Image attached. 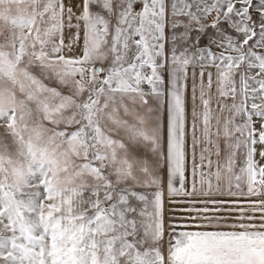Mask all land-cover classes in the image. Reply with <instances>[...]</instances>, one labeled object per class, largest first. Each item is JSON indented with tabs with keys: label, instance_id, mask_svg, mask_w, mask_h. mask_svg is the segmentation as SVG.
I'll list each match as a JSON object with an SVG mask.
<instances>
[{
	"label": "snow or ice",
	"instance_id": "1",
	"mask_svg": "<svg viewBox=\"0 0 264 264\" xmlns=\"http://www.w3.org/2000/svg\"><path fill=\"white\" fill-rule=\"evenodd\" d=\"M0 264H264V0H0Z\"/></svg>",
	"mask_w": 264,
	"mask_h": 264
}]
</instances>
